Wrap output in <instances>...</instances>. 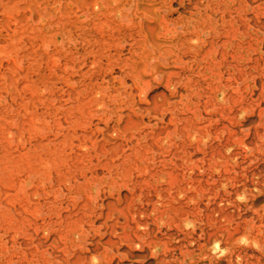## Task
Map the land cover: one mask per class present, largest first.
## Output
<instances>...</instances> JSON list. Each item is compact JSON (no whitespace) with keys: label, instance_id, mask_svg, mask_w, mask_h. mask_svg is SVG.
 <instances>
[{"label":"rangeland","instance_id":"1","mask_svg":"<svg viewBox=\"0 0 264 264\" xmlns=\"http://www.w3.org/2000/svg\"><path fill=\"white\" fill-rule=\"evenodd\" d=\"M200 1L0 0V244L50 242L60 212L75 225L72 254L126 247L124 217L151 209L189 114L150 59L182 41L177 26H205L218 4Z\"/></svg>","mask_w":264,"mask_h":264},{"label":"bare ground","instance_id":"2","mask_svg":"<svg viewBox=\"0 0 264 264\" xmlns=\"http://www.w3.org/2000/svg\"><path fill=\"white\" fill-rule=\"evenodd\" d=\"M216 2L205 26H177L182 41L150 59L167 70L189 114L175 133L180 156L157 168L166 183L151 209L124 217L135 228L120 237L126 247L72 254L75 225L59 212L50 242L1 240L0 264H264V0ZM172 26L162 18L161 30Z\"/></svg>","mask_w":264,"mask_h":264}]
</instances>
